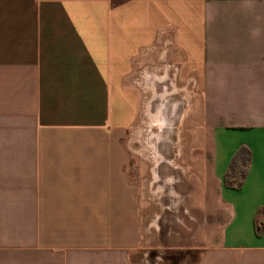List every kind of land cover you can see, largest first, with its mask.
<instances>
[{
    "label": "crops",
    "instance_id": "1",
    "mask_svg": "<svg viewBox=\"0 0 264 264\" xmlns=\"http://www.w3.org/2000/svg\"><path fill=\"white\" fill-rule=\"evenodd\" d=\"M146 73L197 91L198 128L137 186ZM263 220L264 0H0V264H264Z\"/></svg>",
    "mask_w": 264,
    "mask_h": 264
},
{
    "label": "rangeland",
    "instance_id": "2",
    "mask_svg": "<svg viewBox=\"0 0 264 264\" xmlns=\"http://www.w3.org/2000/svg\"><path fill=\"white\" fill-rule=\"evenodd\" d=\"M141 76L142 78L145 77L142 80L145 96L143 109L139 121L129 131L127 136L132 151H134L133 158H131L127 165V170L130 181L137 184V186H140L137 177L139 164L147 163L153 146L161 147L163 144L168 143L165 133L171 134L169 138L170 146L180 147L186 144L185 135L191 136L190 129L198 128L197 124L191 123L188 119V109L192 108L197 91L181 89L178 77L175 80L172 76L176 85H168L169 83L165 84L166 81L161 83L155 82L152 78L153 75L150 73H146L145 76L141 74ZM157 76L160 77L161 75ZM138 78L140 79V75H138ZM160 80H164V78ZM163 86H166V89ZM195 145H197V142H195ZM144 188H146L145 185ZM146 222L145 219V236L149 239L154 238L153 245H155V241L158 238L157 230L155 229L156 222L153 225H148ZM156 255L167 261V258H164L165 255L159 254L156 250H152L151 248L148 251L144 250V258L148 260L154 261ZM159 263L163 262L159 261ZM148 264L153 263L148 262Z\"/></svg>",
    "mask_w": 264,
    "mask_h": 264
},
{
    "label": "trees",
    "instance_id": "3",
    "mask_svg": "<svg viewBox=\"0 0 264 264\" xmlns=\"http://www.w3.org/2000/svg\"><path fill=\"white\" fill-rule=\"evenodd\" d=\"M250 151L246 146H240L233 154L223 176L226 188L240 189L248 173ZM255 235L260 237L264 233V220L254 223Z\"/></svg>",
    "mask_w": 264,
    "mask_h": 264
}]
</instances>
